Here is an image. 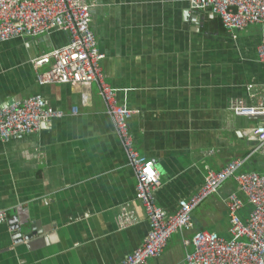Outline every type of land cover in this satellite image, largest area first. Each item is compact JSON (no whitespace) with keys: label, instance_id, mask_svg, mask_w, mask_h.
<instances>
[{"label":"crops","instance_id":"0c3cea01","mask_svg":"<svg viewBox=\"0 0 264 264\" xmlns=\"http://www.w3.org/2000/svg\"><path fill=\"white\" fill-rule=\"evenodd\" d=\"M90 28L99 63L128 121L139 159L160 184L157 205L171 215L204 183L245 159L241 171L264 172V27L224 30L210 10L192 14L187 0H94ZM68 34L19 36L0 44V109L39 95L63 117L38 134L0 139V264H122L149 233L136 180L97 88L38 86L30 61ZM225 182L191 215L192 230L173 234L149 264H187L185 245L207 230L229 238ZM249 213L240 211L244 222ZM132 224L119 229V221ZM16 228L11 231V228ZM20 234L21 238L18 239Z\"/></svg>","mask_w":264,"mask_h":264},{"label":"built area","instance_id":"2783aa9c","mask_svg":"<svg viewBox=\"0 0 264 264\" xmlns=\"http://www.w3.org/2000/svg\"><path fill=\"white\" fill-rule=\"evenodd\" d=\"M187 3L192 14L210 10L217 15L227 32L264 27V0H187ZM94 6V0H0V44L19 36L52 31L68 34L64 45L32 59L30 64L38 86H95L113 122L150 229L144 242L122 264H149V260L159 257L173 234L184 235L192 230V213L227 181L234 183L237 191L224 199L229 238L214 237L207 230L194 233L190 240H183L185 245L194 247V252L186 256V263L264 264V172H242L245 159H235L220 171H208L200 189L188 200L179 201L173 214L167 216L157 205L155 197L160 187L157 171L151 163L139 159L128 127L133 111L119 105L99 63L98 42L89 25V11ZM257 52L264 65V31ZM260 107L264 109V102ZM63 116L62 112L44 109L39 95L26 97L0 109V139L4 142L15 136L38 134L44 122ZM257 149L264 154V141ZM245 205L251 209L242 222L240 211ZM6 223L7 214L0 210V225ZM131 224V218H125L119 221L118 228L125 229Z\"/></svg>","mask_w":264,"mask_h":264},{"label":"water","instance_id":"95a60500","mask_svg":"<svg viewBox=\"0 0 264 264\" xmlns=\"http://www.w3.org/2000/svg\"><path fill=\"white\" fill-rule=\"evenodd\" d=\"M16 230V228H11V231H15ZM16 235H18V239H20L21 238V235L20 234H16ZM263 261H264V254H263Z\"/></svg>","mask_w":264,"mask_h":264},{"label":"trees","instance_id":"16d2710c","mask_svg":"<svg viewBox=\"0 0 264 264\" xmlns=\"http://www.w3.org/2000/svg\"><path fill=\"white\" fill-rule=\"evenodd\" d=\"M247 206H248V205H247ZM248 208H249V211H250L251 208H250L249 206H248Z\"/></svg>","mask_w":264,"mask_h":264}]
</instances>
